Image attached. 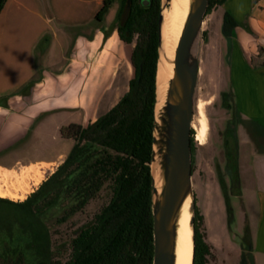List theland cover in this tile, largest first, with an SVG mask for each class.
Returning <instances> with one entry per match:
<instances>
[{
	"label": "trees",
	"instance_id": "1",
	"mask_svg": "<svg viewBox=\"0 0 264 264\" xmlns=\"http://www.w3.org/2000/svg\"><path fill=\"white\" fill-rule=\"evenodd\" d=\"M225 1L207 0L205 16ZM5 2L0 0V11ZM112 2L103 1L95 15L97 23ZM159 8L160 0H147L146 5L142 0L119 1L114 28L119 39L132 47L134 74L128 91L92 124L59 129L60 137L74 144L63 163L26 200L0 198V264H60L58 257L64 251L69 257L65 264H152L150 162ZM222 23L225 35L236 25L228 12ZM206 36L204 31L205 40ZM48 44L45 37L41 46ZM230 99V90L221 93L224 109L231 108ZM192 135L191 130V156ZM107 192L108 201L69 243L54 248L47 219L55 213L50 210L61 211L56 221L64 223ZM211 250L203 217L195 208L192 264H208Z\"/></svg>",
	"mask_w": 264,
	"mask_h": 264
},
{
	"label": "crops",
	"instance_id": "2",
	"mask_svg": "<svg viewBox=\"0 0 264 264\" xmlns=\"http://www.w3.org/2000/svg\"><path fill=\"white\" fill-rule=\"evenodd\" d=\"M103 1L6 0L0 11V80L4 72L18 71L16 83L14 79L11 83L25 86L35 80L40 69L50 70L63 64L52 77L43 74L35 81L32 90L36 95L31 90L28 97L16 96L45 106L38 113L27 110L9 113L7 129L15 135V143L24 139L22 132L37 130L35 124L40 116V127L53 126L58 135L62 126L86 127L100 116L98 111L105 99L109 111L128 91V82L133 78L127 77L128 64L131 65L128 46L119 39L115 28L103 26L105 21L107 24L114 21L115 17L111 18V13L115 16L117 11L114 1L103 20L98 23L95 20ZM218 11L222 17L228 12L236 23L226 35L214 32ZM206 20L212 28L207 32L208 45L213 42L214 56L220 63L227 62L232 113L229 131L238 144V156L243 145L249 150L252 174L258 185L260 223L252 244L254 251L264 256V0H226L205 16ZM57 23L75 24L77 33L68 38L69 35L55 28ZM45 37L49 44L41 46ZM68 48H71L69 55ZM7 78L10 80L11 76ZM53 83L64 84L63 93L48 96L44 88L49 86L52 90ZM120 92L121 97L112 103ZM52 140L62 147L54 157L20 166L56 163L57 167L73 141L56 135Z\"/></svg>",
	"mask_w": 264,
	"mask_h": 264
},
{
	"label": "rangeland",
	"instance_id": "3",
	"mask_svg": "<svg viewBox=\"0 0 264 264\" xmlns=\"http://www.w3.org/2000/svg\"><path fill=\"white\" fill-rule=\"evenodd\" d=\"M113 1L116 9H118L120 0ZM219 12L217 20H214L213 28L215 33L223 35L222 13ZM113 17H115L114 13H111V18ZM74 25L57 23L55 24V28L59 31L62 30L70 38L77 33L76 26ZM104 25H107L108 29L111 30L115 27L116 22L114 20L112 23L107 24V21H105ZM202 30V36L199 41L200 72L194 94L193 120L191 125L194 143L191 179L195 202L205 223V229H203L206 233V239L213 248L212 254L208 259V264H250L251 257L254 264H264V256L254 251L252 244L256 238L260 223V200L258 197V185L252 174L249 150L243 145L240 156H238V144L228 130L232 113L230 109L222 107L221 93L230 89L227 62L220 63L217 57L214 56L213 42L211 45H208L209 35L206 36V40L205 37L203 38L204 31L209 33L212 30V28H209L207 20L203 22ZM105 32L107 34V31ZM127 46L128 55L130 56L132 47ZM70 53L71 48H68L67 54L69 55ZM62 65L59 64L45 71L40 69L31 85H28V83L25 86L19 87L15 84V78L20 76V72H4L3 76L1 75L0 93L12 91V94L0 95V166L15 169H11L13 171L12 177L4 181L2 174L5 171L0 168V192H9L17 196H8L2 199L12 202L24 201L27 194L35 192L37 190L35 188H39L41 183L49 177L50 173L56 170V163L38 164L30 167L20 166L29 162L54 157L60 151V148H62L52 140L55 135L60 137L58 132L53 129V126L46 125L40 127L42 116L36 120L35 127H37V130L33 128L29 133L22 132L24 139L18 143H15L16 137L9 133L7 126L10 112L27 110L28 112L38 113L44 110V108L42 110V107L45 105L35 104L27 98L25 100L21 99L31 94L35 81H39L43 74L52 77L53 73L58 71V68ZM127 72H129L127 77L132 78L134 69L130 64H128ZM8 75L11 76L10 80L7 78ZM13 79L15 83H11ZM52 88L51 90L49 86H45L44 90H46L48 96L49 94H54V96L56 94L57 96L63 93L65 85L59 83L58 85L55 84ZM53 90L57 92L54 93ZM32 92L35 95L37 94L33 90ZM122 94V92L117 94L112 103L117 101ZM16 96L21 97V99H16ZM199 104L203 107L201 108L203 117L198 112ZM106 111L107 99L101 104L98 115H102ZM202 118L206 124V135L204 144L200 145L195 137L198 133L196 129L199 127L198 121ZM226 150L230 154L228 161ZM228 163L234 165L236 169L232 182L224 174ZM217 171H219V174H217ZM218 175L223 176L225 187L220 186ZM11 184L13 187H11ZM32 190L34 191L32 192ZM19 196L22 198L19 199ZM108 198L107 192V196L102 195L92 201L83 212L75 214L64 223H57L56 221L60 217L61 211H58L57 208L51 209L50 212L55 213V216L48 217L47 225L51 232V243L54 248H61V245L68 244L70 239L76 234L78 228L90 220L99 211L101 206L108 201ZM65 258H67V253L64 251L60 259L62 261Z\"/></svg>",
	"mask_w": 264,
	"mask_h": 264
},
{
	"label": "water",
	"instance_id": "4",
	"mask_svg": "<svg viewBox=\"0 0 264 264\" xmlns=\"http://www.w3.org/2000/svg\"><path fill=\"white\" fill-rule=\"evenodd\" d=\"M147 4V0H142ZM166 1V2H165ZM168 0H160L158 15L155 103L152 130L150 175L152 181L153 258L152 264H175L177 223L181 208L189 199L187 212L194 254L195 196L191 174V125L194 94L199 65V41L207 0H190V8L172 57L171 77L166 83L162 107L157 111L156 77L163 49V10ZM165 55V53H164ZM153 167L157 168L161 186L155 184Z\"/></svg>",
	"mask_w": 264,
	"mask_h": 264
},
{
	"label": "bare ground",
	"instance_id": "5",
	"mask_svg": "<svg viewBox=\"0 0 264 264\" xmlns=\"http://www.w3.org/2000/svg\"><path fill=\"white\" fill-rule=\"evenodd\" d=\"M167 4H168L167 7L163 10V13H162L163 18H164L163 49H164L165 55L162 52V54L160 56V61L158 64L157 77H156L157 102H158L157 106H156L157 111L163 105L165 91H166V83H167L168 79L171 77V73H172V65L167 61V59L168 58L170 59L173 55L174 48L176 46V43H177L178 38L180 36L183 24L185 22V19L187 17L188 12H189L190 0H168ZM201 108H203V107H201V105L199 104L198 105V112H199V115H201V117H203V113L201 111ZM198 123H199V127L196 128L198 133L196 134L195 138L197 141H199L200 145H203L204 144V138L206 135V124H205L203 118L200 119L198 121ZM195 126H193V127H195ZM3 170L5 172H4V174H2V177H3V180L6 181V179H8L9 177H12L13 171L12 170H5V169H3ZM153 175H154L156 187L159 189L161 186V181L159 178V172H158L157 168H155V167H153ZM11 187H13L12 184H11ZM16 187H21V186H16ZM15 188H13V189H15ZM7 192H8V190H7ZM8 196L17 197L16 195H12L9 192L8 193L0 192V198H7ZM26 196H25V198H26ZM18 198L20 199L22 197L19 196ZM188 204H189V199H186V201L184 202V204L181 208L178 223H177L176 246H175V264H191L192 242H191V230L189 227V214L187 212ZM189 233H190V235H189Z\"/></svg>",
	"mask_w": 264,
	"mask_h": 264
},
{
	"label": "flooded vegetation",
	"instance_id": "6",
	"mask_svg": "<svg viewBox=\"0 0 264 264\" xmlns=\"http://www.w3.org/2000/svg\"><path fill=\"white\" fill-rule=\"evenodd\" d=\"M228 130H230V126H228ZM73 144H74V142H73ZM73 146V145H72ZM72 148V147H71ZM194 151V150H193ZM227 151V153H226V155H227V161L229 160V158H228V156L230 155L229 154V152H228V150H226ZM69 153V152H68ZM193 153V152H192ZM67 156V155H66ZM192 157V156H191ZM66 158V157H65ZM65 160V159H64ZM63 160V161H64ZM192 160V159H191ZM63 161L59 164V165H61L62 163H63ZM58 165V166H59ZM58 166L56 167V169L58 168ZM235 166L234 165H230V163H228L227 165H226V167H225V171H224V174L229 178V181L230 182H232L233 180H232V177H233V175L235 174ZM56 171V170H55ZM55 171H52L51 173H50V175H49V177L55 172ZM192 172H193V170H192V161H191V174H192ZM218 173L217 174H219V171H217ZM49 177H47L44 181H46ZM218 179H219V183H220V186L221 187H225V184H224V180H223V176H221V175H218ZM43 183V182H42ZM41 183V184H42ZM35 189H38L37 187L35 188ZM34 191V190H33ZM32 191V192H33ZM34 193V192H33ZM31 194H28V196H26V198H25V200L30 196ZM195 208L198 210V208H197V205H196V202H195ZM200 213V212H199ZM58 223V222H57ZM205 227V223H204V221H203V228ZM80 228V227H79ZM78 228V229H79ZM205 229V228H204ZM78 231V230H77ZM76 231V232H77ZM205 231V230H204ZM205 236H206V233H205ZM207 240V239H206ZM210 245V244H209ZM211 246V245H210ZM211 248H212V246H211ZM212 250H213V248H212ZM212 250H211V252H212ZM212 254V253H211ZM62 257V256H61ZM61 257H58L59 258V260H60V264H65L66 262H67V260H68V255H67V258H65V260H62L61 261Z\"/></svg>",
	"mask_w": 264,
	"mask_h": 264
}]
</instances>
